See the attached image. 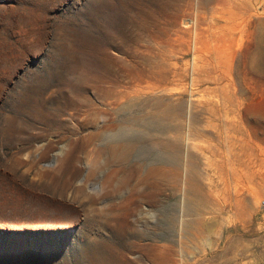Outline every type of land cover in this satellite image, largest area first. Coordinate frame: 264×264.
<instances>
[{
	"label": "rangeland",
	"instance_id": "rangeland-1",
	"mask_svg": "<svg viewBox=\"0 0 264 264\" xmlns=\"http://www.w3.org/2000/svg\"><path fill=\"white\" fill-rule=\"evenodd\" d=\"M263 204L264 0H0V264H264Z\"/></svg>",
	"mask_w": 264,
	"mask_h": 264
},
{
	"label": "bare ground",
	"instance_id": "bare-ground-1",
	"mask_svg": "<svg viewBox=\"0 0 264 264\" xmlns=\"http://www.w3.org/2000/svg\"><path fill=\"white\" fill-rule=\"evenodd\" d=\"M153 141L154 140L152 139V137H150L148 134L143 132L138 133L133 131V128L123 126L119 130L118 135L113 136V141H110L108 147L106 148L110 156L109 163L114 164L115 168L119 167L130 159L131 154L134 151L135 144L140 145L147 143L149 144V147H151L154 143V145L160 146V148L158 146H155L159 150L157 156L158 159L156 161L169 165V162L172 160V156L169 153V143ZM150 149L151 150H146V153L151 156L155 153L156 150H154L153 148Z\"/></svg>",
	"mask_w": 264,
	"mask_h": 264
},
{
	"label": "crops",
	"instance_id": "crops-1",
	"mask_svg": "<svg viewBox=\"0 0 264 264\" xmlns=\"http://www.w3.org/2000/svg\"><path fill=\"white\" fill-rule=\"evenodd\" d=\"M235 249V247L231 246V244H227L225 248H223L222 252L219 254H216L217 256L214 257V259H210L211 261L209 262V260H207V262H209V264H220L222 261H228V259H230L231 257V252ZM237 251H240V246L238 243V249ZM206 262V263H207Z\"/></svg>",
	"mask_w": 264,
	"mask_h": 264
},
{
	"label": "built area",
	"instance_id": "built-area-1",
	"mask_svg": "<svg viewBox=\"0 0 264 264\" xmlns=\"http://www.w3.org/2000/svg\"><path fill=\"white\" fill-rule=\"evenodd\" d=\"M262 206H263V208H264V204H263Z\"/></svg>",
	"mask_w": 264,
	"mask_h": 264
}]
</instances>
